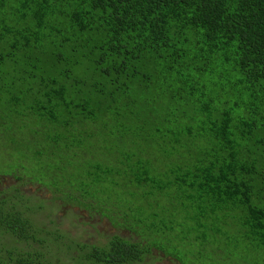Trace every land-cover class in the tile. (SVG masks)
<instances>
[{
	"label": "trees",
	"instance_id": "16d2710c",
	"mask_svg": "<svg viewBox=\"0 0 264 264\" xmlns=\"http://www.w3.org/2000/svg\"><path fill=\"white\" fill-rule=\"evenodd\" d=\"M0 176V264H58L54 214L128 202L145 237L72 264L264 252V0H0Z\"/></svg>",
	"mask_w": 264,
	"mask_h": 264
},
{
	"label": "rangeland",
	"instance_id": "374dc122",
	"mask_svg": "<svg viewBox=\"0 0 264 264\" xmlns=\"http://www.w3.org/2000/svg\"><path fill=\"white\" fill-rule=\"evenodd\" d=\"M15 184L12 177L7 176H0V192L2 190L8 189L10 186ZM23 192H25L28 195H33L37 198L51 201L53 199L52 190L49 188H45L43 186L39 185H33L28 184L26 186H22L20 188ZM120 200L123 204L125 202L120 197ZM128 207L126 211L124 209ZM92 208L93 212L95 214L86 213L83 210H79L76 207H70L73 215H68L67 217L56 213L54 214L55 218H57V222L60 224V229L64 230L65 233H68V239H65L58 242L57 245H52L50 248L53 250L54 254H58L55 256V261H58V264H64L69 263L72 264V261L66 257L67 249L69 246H72L75 244H85L88 246L93 245H100L103 243H106L108 240V237L119 235L122 236V238L127 239H133V237L137 238L135 234H131L128 232L129 230L131 232H134V230H138L140 234L145 232V225H142L143 223H146L147 217L146 216H140V214L135 212L134 205L128 202L127 205H119L114 206L115 209H118L119 211H124L126 214H119L117 210L115 209H109L104 210L103 207L93 205ZM133 210V211H132ZM139 218H142L141 221L137 222ZM138 223H141V227L138 225ZM138 225V226H137ZM125 227H128L129 230L126 231ZM233 238L234 240L238 241L241 239L242 234H240L236 229H234ZM142 237H145V235H141ZM154 239H144L145 242L148 243H155L153 241ZM169 239L166 241L164 240V243L166 244ZM242 242V240H241ZM147 243V244H148ZM60 244V245H59ZM146 244V245H147ZM153 244V245H155ZM171 245L173 242L170 243ZM177 244H174L176 246ZM182 245L181 243L179 244ZM248 246L246 243H240L236 246L235 249L230 250L229 252L232 255V259L229 254L221 252V251H212L209 257H202L203 259H197L195 256H197L198 247L190 246L188 244L187 247H176L177 249L170 248V251L174 253L177 257L171 256L166 254L165 257H163L159 253H151L147 258L145 259L144 263L142 264H218V260L222 262H227V264H264V252H261L259 255H255V250H250L247 248ZM49 249V247H47ZM21 250L29 251L30 247H28L26 244H23L21 246ZM181 259V260H180ZM234 259H237L235 262ZM177 261V262H176Z\"/></svg>",
	"mask_w": 264,
	"mask_h": 264
}]
</instances>
